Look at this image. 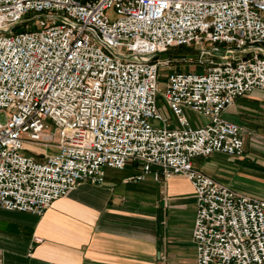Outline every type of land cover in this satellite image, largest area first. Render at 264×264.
<instances>
[{"label": "built area", "instance_id": "1", "mask_svg": "<svg viewBox=\"0 0 264 264\" xmlns=\"http://www.w3.org/2000/svg\"><path fill=\"white\" fill-rule=\"evenodd\" d=\"M182 48L205 69L175 71L161 91L171 61L159 57ZM257 89L264 0H0V211L42 216L81 183H103L104 167L139 162L192 182L197 264H264V199L194 165L245 153V129L223 113ZM187 111L209 121L195 127Z\"/></svg>", "mask_w": 264, "mask_h": 264}, {"label": "crops", "instance_id": "2", "mask_svg": "<svg viewBox=\"0 0 264 264\" xmlns=\"http://www.w3.org/2000/svg\"><path fill=\"white\" fill-rule=\"evenodd\" d=\"M189 115L195 127L209 121ZM223 118L245 129V153H216L194 165L236 192L264 199V90L238 98ZM45 151L27 146L36 155ZM103 173V183H81L42 216L1 210L0 264H197V203L187 177L166 179L158 167L146 174L139 162Z\"/></svg>", "mask_w": 264, "mask_h": 264}, {"label": "rangeland", "instance_id": "3", "mask_svg": "<svg viewBox=\"0 0 264 264\" xmlns=\"http://www.w3.org/2000/svg\"><path fill=\"white\" fill-rule=\"evenodd\" d=\"M112 20H114V17L116 18V14L115 12H112ZM30 16H33V14H30ZM28 27V29L30 28V25L28 24V26H20L19 27V31H24L26 30ZM207 47L209 49H212V45L211 44H208ZM180 51H184V53H179ZM172 55H188V56H192V55H197L195 52H192V51H188L186 52L183 48L182 49H176L174 50V52H171ZM171 63H170V66L169 67H161L160 68V78H159V81H160V88H161V91H165V85L168 81V77L171 73L173 72H183V73H190V72H200V71H203V69H205V66H202L199 64V61H198V58H195L193 59L192 61L190 60H173V59H170ZM159 107L161 108V112L162 114L165 116L166 115V111L164 109V103H163V97H162V94H159ZM191 114L193 115H197L200 117L199 114L193 112V111H189ZM188 113V111H187ZM190 113H188V116L190 118ZM202 117V116H201ZM1 120L2 122H5V117H4V114L2 113L1 114ZM191 123L194 124L192 122V120L190 119ZM60 133L58 132V137H59ZM38 147V146H37ZM40 148V147H39ZM49 153L51 152H54L53 149H49L48 150ZM26 154L28 155H32L34 156L38 161H41L44 159V156L43 155H36L34 153H31V152H27L25 151Z\"/></svg>", "mask_w": 264, "mask_h": 264}, {"label": "water", "instance_id": "4", "mask_svg": "<svg viewBox=\"0 0 264 264\" xmlns=\"http://www.w3.org/2000/svg\"><path fill=\"white\" fill-rule=\"evenodd\" d=\"M161 60H170V59H173V60H187V59H195L196 56H188V55H172V54H162L160 57H159Z\"/></svg>", "mask_w": 264, "mask_h": 264}, {"label": "trees", "instance_id": "5", "mask_svg": "<svg viewBox=\"0 0 264 264\" xmlns=\"http://www.w3.org/2000/svg\"><path fill=\"white\" fill-rule=\"evenodd\" d=\"M179 53H184V51H180Z\"/></svg>", "mask_w": 264, "mask_h": 264}]
</instances>
